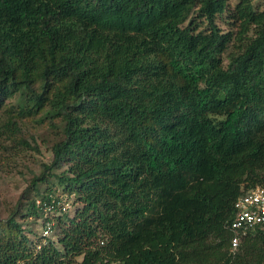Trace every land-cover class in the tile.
<instances>
[{
  "label": "trees",
  "instance_id": "16d2710c",
  "mask_svg": "<svg viewBox=\"0 0 264 264\" xmlns=\"http://www.w3.org/2000/svg\"><path fill=\"white\" fill-rule=\"evenodd\" d=\"M40 115L0 264H264V223L229 228L264 186V0H0V169Z\"/></svg>",
  "mask_w": 264,
  "mask_h": 264
},
{
  "label": "rangeland",
  "instance_id": "374dc122",
  "mask_svg": "<svg viewBox=\"0 0 264 264\" xmlns=\"http://www.w3.org/2000/svg\"><path fill=\"white\" fill-rule=\"evenodd\" d=\"M261 1V0H260ZM237 0H227L229 6H233ZM217 25L226 31L229 25L226 23L224 15L216 19ZM225 62V59H224ZM19 100V99H18ZM17 100V103H18ZM45 116L25 118L22 121L23 132L32 134L36 137V142L39 146V152L29 153L23 151L9 158L10 165L0 169V218L8 215L10 209H14L17 205V197L25 187L28 179L33 173H39V165L41 162H47L50 159V146L60 138V125L57 128L48 124L47 120H43ZM13 162L14 164H12ZM74 205H70L69 212L72 213ZM19 219V218H18ZM23 226L33 239L34 243L40 244L44 239L40 236L38 230L39 224L33 217L24 219Z\"/></svg>",
  "mask_w": 264,
  "mask_h": 264
},
{
  "label": "built area",
  "instance_id": "2783aa9c",
  "mask_svg": "<svg viewBox=\"0 0 264 264\" xmlns=\"http://www.w3.org/2000/svg\"><path fill=\"white\" fill-rule=\"evenodd\" d=\"M67 206L62 207L65 210ZM233 217L229 228L232 231L230 237V249H234L241 238L244 237L255 225L264 223V186H255L239 194L233 202ZM51 210V207H47ZM52 222L45 221L41 228V236L50 232Z\"/></svg>",
  "mask_w": 264,
  "mask_h": 264
}]
</instances>
